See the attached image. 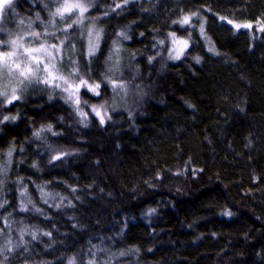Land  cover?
<instances>
[{
    "label": "trees",
    "instance_id": "trees-1",
    "mask_svg": "<svg viewBox=\"0 0 264 264\" xmlns=\"http://www.w3.org/2000/svg\"><path fill=\"white\" fill-rule=\"evenodd\" d=\"M62 2L0 18V40L67 37L61 73L78 69L71 99L15 80L20 99L0 96V264H264V0H85L67 33Z\"/></svg>",
    "mask_w": 264,
    "mask_h": 264
},
{
    "label": "snow or ice",
    "instance_id": "snow-or-ice-1",
    "mask_svg": "<svg viewBox=\"0 0 264 264\" xmlns=\"http://www.w3.org/2000/svg\"><path fill=\"white\" fill-rule=\"evenodd\" d=\"M13 0H0V18L6 14V9L11 8ZM91 5L86 3L85 0H63L62 3H59L56 7L55 12H52L53 17H59L60 20H65L68 17H73L61 31L67 33L69 29L73 27L74 24L79 25L83 23L85 13L89 11ZM120 7V5H117ZM193 15H196L195 13ZM39 18V17H37ZM221 19H224L221 17ZM229 24L233 22L231 20L227 21ZM21 23H23L21 21ZM54 24V20L50 21ZM180 24H189L190 17L185 16L181 21H178ZM237 29L241 27H251V25H233ZM264 30V29H262ZM3 31V29H0ZM201 32L203 33V25H201ZM44 35H55V33L45 32ZM31 36L36 40H40L41 34L39 32H32ZM88 52L89 55H92L97 47V42L100 39L99 32L95 33L93 39V31H88ZM65 39H61L59 44L50 43L47 40L41 41L39 44L34 45L31 42L25 43V39L22 36H17L15 39L10 40H0V47L5 45L10 47V50L0 51V80H6L7 82L3 84V87L0 88V96H3L7 99V103L11 104L14 100L20 99V96L17 95V87L13 86L11 88V95L9 96L8 86L11 81L15 80L18 85H27L32 82H40L46 85L55 86L57 88H62L63 91L69 92V99L72 98L73 93L69 91L73 88V82L70 80V77L78 72V69L74 68L72 73L68 77L62 75L61 73V62H62V53L66 43ZM175 39V38H174ZM74 47V45H70ZM212 51L213 49H209ZM175 58H179V53H177ZM75 63V61H73ZM43 73V75H41ZM60 80L63 82V87L60 83H55V81ZM83 85L88 87L89 91L95 92L99 95V92L96 90L99 89L100 85H89L88 81L83 77L79 78V83L75 85V91H79V87ZM113 87H121L123 85H117L113 83ZM77 105L79 104V97L77 96L75 101ZM101 108L103 105L100 106ZM93 111L96 112L97 116H100L101 124L104 123V118L101 115L100 111L93 107ZM82 116L85 113H80ZM9 119L15 120L16 117L4 116L3 120L7 121ZM11 156V152H9ZM57 159L59 157H56ZM226 215H231V213H226ZM71 264V262H70Z\"/></svg>",
    "mask_w": 264,
    "mask_h": 264
},
{
    "label": "rangeland",
    "instance_id": "rangeland-1",
    "mask_svg": "<svg viewBox=\"0 0 264 264\" xmlns=\"http://www.w3.org/2000/svg\"><path fill=\"white\" fill-rule=\"evenodd\" d=\"M94 36H95V33L93 34V39H94ZM172 41L169 45L170 49H169V59L170 61L172 62H177L180 60L181 56L183 55L184 51L186 50L187 48V45H188V40L187 39H178L177 41L174 39L173 36H170ZM89 40V37L87 38V42ZM89 47V45H88ZM98 47H99V42H97V47L94 51V53L92 55H94L97 50H98ZM177 53H179V58H175ZM89 54V52H88ZM90 56V55H88Z\"/></svg>",
    "mask_w": 264,
    "mask_h": 264
}]
</instances>
